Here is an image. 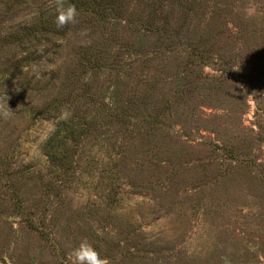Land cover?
Masks as SVG:
<instances>
[{
  "label": "rangeland",
  "instance_id": "obj_1",
  "mask_svg": "<svg viewBox=\"0 0 264 264\" xmlns=\"http://www.w3.org/2000/svg\"><path fill=\"white\" fill-rule=\"evenodd\" d=\"M84 244L264 264V0H0V264Z\"/></svg>",
  "mask_w": 264,
  "mask_h": 264
},
{
  "label": "clouds",
  "instance_id": "obj_2",
  "mask_svg": "<svg viewBox=\"0 0 264 264\" xmlns=\"http://www.w3.org/2000/svg\"><path fill=\"white\" fill-rule=\"evenodd\" d=\"M56 13L55 23L57 27L74 24L78 15L77 9L74 6L69 5L68 7H64L63 3L57 4ZM4 115H8L7 111L4 112ZM72 256L74 257L73 264H85V260L87 264H106L104 260L99 258L95 250L86 244L76 249Z\"/></svg>",
  "mask_w": 264,
  "mask_h": 264
}]
</instances>
